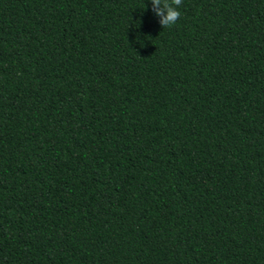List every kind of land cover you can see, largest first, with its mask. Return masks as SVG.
I'll list each match as a JSON object with an SVG mask.
<instances>
[{"label":"trees","instance_id":"1","mask_svg":"<svg viewBox=\"0 0 264 264\" xmlns=\"http://www.w3.org/2000/svg\"><path fill=\"white\" fill-rule=\"evenodd\" d=\"M179 11L0 0V264H264V0Z\"/></svg>","mask_w":264,"mask_h":264},{"label":"clouds","instance_id":"2","mask_svg":"<svg viewBox=\"0 0 264 264\" xmlns=\"http://www.w3.org/2000/svg\"><path fill=\"white\" fill-rule=\"evenodd\" d=\"M183 0H150L152 13L159 18L162 28H169L180 18L179 8ZM145 7V6H144Z\"/></svg>","mask_w":264,"mask_h":264}]
</instances>
